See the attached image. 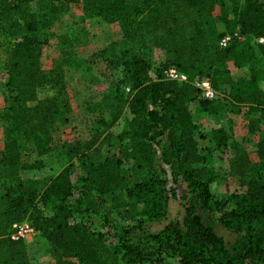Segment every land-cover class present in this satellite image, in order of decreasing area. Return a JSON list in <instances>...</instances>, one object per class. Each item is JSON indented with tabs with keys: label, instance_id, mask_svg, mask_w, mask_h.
<instances>
[{
	"label": "trees",
	"instance_id": "trees-1",
	"mask_svg": "<svg viewBox=\"0 0 264 264\" xmlns=\"http://www.w3.org/2000/svg\"><path fill=\"white\" fill-rule=\"evenodd\" d=\"M75 1H82L86 16L118 23L130 45L117 55L123 74L114 92L87 105L92 114L109 113V125L130 113L119 134L120 156L103 154L109 135L101 141L95 135L64 153L52 148L53 127L66 118L71 104L65 71L45 70L41 56L50 28ZM217 8L227 26L221 36H232L227 46H213L208 38L209 18ZM0 38L8 89L1 115L0 264H32L28 243L11 237L14 224L26 220L48 241L56 264H264V134L256 148L261 166L239 141L230 144L232 168L243 178L244 189L228 197L214 194L211 184L217 174L207 161L212 146L200 128L204 115L220 109L223 98L207 99L196 85L197 79H208L235 112L246 109L251 136L261 131L264 0H0ZM152 48L171 59L155 65L146 54ZM228 60L249 75L234 76ZM170 67L188 80L166 78ZM45 85L55 92L41 98L38 89ZM225 132L216 131V144L222 145ZM29 145L38 156H60V169L46 182L22 177L24 170L36 166L24 160ZM75 159L84 170L77 180ZM36 164L41 167L43 159ZM167 166L175 180L187 183L185 216L136 238L147 220L167 216L176 196L168 187ZM119 191L128 197L119 205L128 225L113 221L117 230L112 233L92 222L75 221L78 213L101 215L106 195ZM217 225L236 234L231 246Z\"/></svg>",
	"mask_w": 264,
	"mask_h": 264
},
{
	"label": "rangeland",
	"instance_id": "rangeland-1",
	"mask_svg": "<svg viewBox=\"0 0 264 264\" xmlns=\"http://www.w3.org/2000/svg\"><path fill=\"white\" fill-rule=\"evenodd\" d=\"M33 7H35V4H33ZM69 7V12L62 14L55 25L50 28L49 42L45 45L41 56L42 66L45 70L50 71L61 67L65 71L67 80L65 93L71 104V110L65 118L67 120L58 121L53 127L51 132L53 138L51 141L52 148L56 149L58 154L60 151L64 153L72 146L78 147L80 143H82L80 145H83L95 135H100L99 141L109 135V141L105 142L102 148L103 154L106 156H120L119 134L127 127L130 113L127 111L122 119L113 125H109L111 122L109 113L92 114L87 110V105L100 99L104 94L114 92L117 80L123 74L117 63V55L120 49L128 48L130 45L125 42L118 23H108L100 17L86 16L82 1L71 2ZM221 15V9L217 8L209 18L208 38L213 46L221 45L222 39L226 37L221 36L227 29ZM251 41L256 44L258 40L251 37ZM146 54L155 65L167 62L172 57L169 53L158 48L149 49ZM5 57L4 48L0 45V158L3 155L5 143L4 124L1 115L6 106L8 91L5 85L7 75L4 66ZM226 65L231 68L236 77L249 75L247 70L234 67L232 60H228ZM54 92L55 89L51 85H45L38 89L41 98L49 97ZM218 97L225 99L224 92L218 94ZM223 99V105L220 109L213 114L204 115L200 130L208 136L212 146L207 161L215 170L217 178L211 184V189L214 194L228 197L232 193L244 189L243 178L232 168L234 152L230 148V144L233 141H239L250 154L253 163L259 165L256 148L260 136L264 134V124L261 126L259 133L251 136L249 134V122L245 114L246 109L243 108L242 112H235L232 105ZM218 129H223L227 133L222 145H218L214 141ZM25 151L24 160L27 165L35 164L36 166L24 170L22 172L23 178H32L43 183L48 181L60 169L58 160L60 156L57 152H49V154L38 156L33 145L27 146ZM42 159L43 165L38 167L36 163ZM74 161H76V169L73 178L77 180L78 176L84 173V170L80 166L79 160L75 159ZM124 165L126 168L129 167L128 162H125ZM166 168L169 177L168 187L176 190V196L170 199L167 216L161 220H147L144 229L135 232L136 238L144 236V231L152 233L160 231L168 223L182 221L185 216V207L188 202L186 197L189 195L187 183L181 178L175 180L171 168L169 166ZM127 199L126 191L107 194L101 215L78 213L75 215V221L92 222L93 225L101 227L103 231L110 230L113 231L112 233H116L117 228L112 226L113 221L122 226L129 224L123 217L124 208L119 207ZM106 216L109 217V221L106 220ZM216 230L225 238L228 246L235 242V233L223 228L221 225H217ZM27 243L32 264H56L50 253L48 241L40 234L28 240ZM138 264L157 263L152 261Z\"/></svg>",
	"mask_w": 264,
	"mask_h": 264
},
{
	"label": "built area",
	"instance_id": "built-area-1",
	"mask_svg": "<svg viewBox=\"0 0 264 264\" xmlns=\"http://www.w3.org/2000/svg\"><path fill=\"white\" fill-rule=\"evenodd\" d=\"M231 39L232 36L230 35L224 37L221 41V46H227ZM259 41L263 42L264 39L260 38ZM165 76L168 79L177 80L180 82H184L188 80V76L175 67L168 68L165 71ZM196 85L201 89L202 94L207 99H214L217 97L218 93L216 92V90H214L208 79H203V80L197 79ZM38 234L39 231L29 221L26 220L14 224V230L11 234V237L13 239H22L27 242L28 240L32 239Z\"/></svg>",
	"mask_w": 264,
	"mask_h": 264
}]
</instances>
